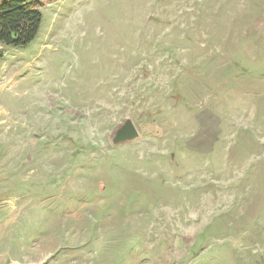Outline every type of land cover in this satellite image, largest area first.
I'll return each instance as SVG.
<instances>
[{
	"label": "rangeland",
	"instance_id": "obj_1",
	"mask_svg": "<svg viewBox=\"0 0 264 264\" xmlns=\"http://www.w3.org/2000/svg\"><path fill=\"white\" fill-rule=\"evenodd\" d=\"M40 11L0 44V264H264V0Z\"/></svg>",
	"mask_w": 264,
	"mask_h": 264
},
{
	"label": "trees",
	"instance_id": "obj_2",
	"mask_svg": "<svg viewBox=\"0 0 264 264\" xmlns=\"http://www.w3.org/2000/svg\"><path fill=\"white\" fill-rule=\"evenodd\" d=\"M51 1L0 0V44L13 48L29 44L39 30L42 19L40 9Z\"/></svg>",
	"mask_w": 264,
	"mask_h": 264
},
{
	"label": "water",
	"instance_id": "obj_3",
	"mask_svg": "<svg viewBox=\"0 0 264 264\" xmlns=\"http://www.w3.org/2000/svg\"><path fill=\"white\" fill-rule=\"evenodd\" d=\"M139 131L131 119H125L114 131L111 143L114 145L132 141L139 137Z\"/></svg>",
	"mask_w": 264,
	"mask_h": 264
}]
</instances>
